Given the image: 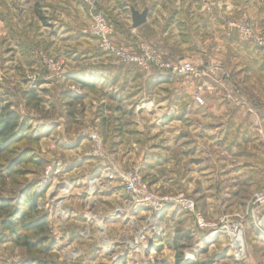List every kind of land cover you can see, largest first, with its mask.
Listing matches in <instances>:
<instances>
[{
    "label": "crops",
    "instance_id": "obj_1",
    "mask_svg": "<svg viewBox=\"0 0 264 264\" xmlns=\"http://www.w3.org/2000/svg\"><path fill=\"white\" fill-rule=\"evenodd\" d=\"M170 6L167 0L138 3L116 0L104 10V15L110 24L112 40L118 46L133 52L139 43H146L169 60L190 63L199 72L211 73L213 77L204 79L209 87L202 92L203 104L194 101L196 88L201 83L199 76L177 77L154 67L132 65L111 71L107 80L100 78L99 105L103 106L111 99L115 101L116 97L118 101H128L135 111L129 117L128 125L117 133L110 132L103 140L108 156L105 165L118 171L140 167L144 181L153 191L160 195L183 193L196 202L207 221L217 222L226 211L237 209L234 203H229L241 197L234 190V184L256 183L260 187L258 190L264 186V177L261 182L255 177L261 171V163L242 157L243 153L253 151L247 140L259 133L254 128L255 122L260 121V132L264 131V95H260L264 92V50L228 28L227 22L233 20L216 19L203 9L201 2H193L188 11ZM130 8L140 13L147 10L145 24L132 27ZM39 26L42 32L48 30L40 21ZM259 31L264 32V25ZM39 38L46 46H56V35L43 32ZM27 46L18 35L8 37L1 60L7 71L19 76L39 66L26 53ZM22 78H19L20 84ZM41 86L32 88L42 97ZM253 94L255 97L252 98ZM81 96L85 103L94 95L84 91ZM13 97L20 98L17 94ZM140 101L144 104L138 105ZM119 116L127 117L120 112ZM40 119L45 120V124L57 123L61 128L60 120L54 117ZM58 136L67 141V145H75L81 138L64 132ZM103 165L96 160L85 164L83 182L101 177ZM99 181L96 194L106 196L109 208L95 209L97 213L94 214H99L101 221H107L108 231L121 225L120 228L134 234L146 212L131 208L119 181L109 182L102 178ZM121 206H124L125 214L112 218L110 212ZM252 221L248 218L245 222L246 237L250 235L251 226L256 225ZM261 221L264 222V215ZM161 222L162 233L155 238L157 243L158 238L164 240L161 241L163 244L168 242L177 229L180 235L193 237L194 257L202 246L213 248L217 244L213 240L226 239L218 235L213 240H204L205 233L196 229L190 215L174 206L163 209ZM255 227V230L263 231L260 226ZM254 235L253 240L259 241L256 232ZM260 243L264 244V241L260 240ZM224 248L226 256L234 257L228 244Z\"/></svg>",
    "mask_w": 264,
    "mask_h": 264
},
{
    "label": "rangeland",
    "instance_id": "obj_2",
    "mask_svg": "<svg viewBox=\"0 0 264 264\" xmlns=\"http://www.w3.org/2000/svg\"><path fill=\"white\" fill-rule=\"evenodd\" d=\"M115 1L100 0L98 8L104 14V10ZM124 1L138 3L154 0ZM167 1L170 2V7L179 6L185 11L192 8L193 2H201L203 9L213 14V17L218 20L245 21L255 32L264 33L259 31V28L264 25V0ZM39 21L42 22V26L46 24L48 27V30L43 32L56 35L55 47L52 44L46 46L42 43L39 37L43 32L40 30L41 27H38ZM45 22H49L50 25ZM15 35L24 39L29 45L26 53L33 62L39 63V66L30 68L24 74H19L20 77L23 76L22 81L25 84L21 83L23 85L21 87L20 77L7 71L1 61L5 50L4 43L8 37ZM110 39L112 40L111 35ZM50 47H53L52 50H49ZM43 55L56 64V71L60 73L59 77H53V73L42 60ZM124 65L117 62L114 56L101 52L96 37L90 33V18L87 10L78 0H0V74L3 77V83L0 86V111L9 104L10 110L16 112L21 119L28 120L27 125L33 134L32 137L30 136V141L22 140L10 143V145H2L3 140L0 139V203L3 200L9 202L16 200L17 202L20 198H24L25 193L33 191L40 197L37 199L36 209L31 212V218L28 219L29 224H34L42 218L47 222L44 233L33 230L25 235L29 241L33 242L31 249L17 246L14 237L0 241V264H21L24 261H35L37 264H114L111 262L112 254L119 252L120 244L134 235L129 229L120 228L121 225L108 231L107 221H101L99 214H94L104 206L105 209L109 208L106 196L96 194L98 190L96 187H100L99 179L102 178L109 182L117 181L110 180L107 176L112 171L125 172L133 169L140 171L143 176L140 167L118 171L110 165H105L108 156L103 140L108 138L107 135L110 132L117 133L128 125L129 117L134 113L135 108L130 107L128 101L125 102L124 99L118 101L116 97L115 101L111 99L112 102H110L111 100L107 99L108 101L104 102L105 105L102 103L103 106H100L99 92L102 89L98 87V84L100 78L107 80L111 71L119 70ZM209 76L213 77L211 73H207V77ZM32 77L36 80L33 81ZM76 78H83L94 84L93 88H81L76 83ZM27 84L31 86V89L42 85L40 87L42 97L36 93V98L26 97L24 99L23 93L30 90ZM253 87L256 90L257 87ZM84 91L94 95L85 103L81 96ZM68 92L80 99V102L69 108L65 107L63 100V95ZM13 94L19 95L20 98L14 99ZM254 95L252 98L255 97ZM260 95L263 96L264 92ZM142 104L144 102L140 101L138 105ZM119 112L122 116L126 115V119L119 118ZM69 113L73 115L69 117ZM115 113L118 114L115 115ZM35 115L42 118L54 117L60 120L61 128L57 123L46 122L48 124H45V120ZM254 128L258 129L259 133L255 138L247 140L253 151L243 153L242 157L250 162L258 160L261 163V171L255 176L261 182L264 177V131L260 132L262 130L260 121L255 122ZM61 132L73 134L75 137L81 136V138L75 145H67V141L58 136ZM93 134L99 137L100 148L92 140ZM83 141L85 142L82 143ZM26 156H30L31 161H22ZM34 160L37 162L32 163ZM91 160L104 164L101 171L102 176L91 178L84 183L82 174L85 172V164ZM66 187L69 194L65 200H61L60 194L65 191ZM258 187L256 183L253 185L234 184V190L241 197L229 203H234L237 209L226 211L229 214L225 213L221 216L226 215L233 218L236 214L241 215L243 258L235 261L234 257L225 255L227 253L224 245L229 241L224 236L225 240L222 238L213 240L217 242L213 248L208 249L207 246H202L194 260L191 261L192 264H211L217 260H223L219 264H264V244L260 243V240L264 241V231L255 230V226L259 227L257 219L250 214L246 215L251 197ZM58 205L64 212V216L56 212ZM13 207L15 213L18 210L17 205L14 204ZM119 209H124V206L115 207L110 213ZM93 217L95 219L91 220ZM4 218L6 215L0 214V222ZM248 218L256 225L251 226L248 231L250 235L246 237L244 226ZM255 232L256 237L260 238L259 241L253 240ZM20 235L24 237V234ZM178 236H186L181 243L186 249L184 252L193 249L195 245L193 237L180 235L176 229L174 236L168 242L163 244L161 241L164 240L158 238L160 244L154 245L153 243L143 257L131 255L133 262L128 261L129 259H122L124 263L121 262L122 260L120 262L122 264H143L147 261L148 264H176L177 252L173 249V241ZM103 239L109 243L111 248H105ZM252 240L256 242L252 243ZM181 244L179 241L178 245ZM120 262L118 264H121Z\"/></svg>",
    "mask_w": 264,
    "mask_h": 264
},
{
    "label": "built area",
    "instance_id": "obj_3",
    "mask_svg": "<svg viewBox=\"0 0 264 264\" xmlns=\"http://www.w3.org/2000/svg\"><path fill=\"white\" fill-rule=\"evenodd\" d=\"M81 2L90 18V33L96 37L101 52L112 55L117 62L125 65L138 66L142 68L154 67L160 72L169 73L175 76H199L201 79L200 85L196 88L194 101L198 105L203 104L202 92L208 86V81L204 80L207 77L206 72H199L190 63L172 61L167 59L163 54L146 43H139L136 50L130 52L123 47L116 46L110 39L111 29L108 20L98 8L100 0H78ZM230 29L238 32L240 37L246 42L251 43L255 47L264 50V33L259 34L245 21L227 22ZM44 64L53 73V77H59L60 73L56 71V64L50 58L42 56ZM33 81L36 80L32 77ZM3 77L0 74V86H2ZM92 140L100 148L99 137L91 136ZM110 180L119 181L124 193L127 195L131 208L146 212L143 222L139 225L137 231L132 238L125 239L120 245L121 250L114 252L111 257V262L118 264L122 259H129L133 262L131 255L142 256L146 254L149 244L154 241L162 233L161 212L166 206H174L182 212L187 213L193 219L195 227L198 231L204 232V240H213L218 235L225 236L229 243L228 249L231 251L235 259L243 258L242 244V228L240 214L234 215L233 218L223 216L217 222L207 221L202 212L197 207L196 202L183 193L160 195L153 191L140 171L133 169L125 172H111L107 176ZM92 184V183H91ZM124 209L116 210L111 213L113 216H121L125 214ZM250 214L257 222H261L264 215V186L257 190L251 197L246 215ZM87 215V214H86ZM89 219V218H88ZM95 219L94 217L91 220ZM90 220V219H89ZM196 248L184 252L185 261H193ZM143 264H148L145 261Z\"/></svg>",
    "mask_w": 264,
    "mask_h": 264
},
{
    "label": "trees",
    "instance_id": "obj_4",
    "mask_svg": "<svg viewBox=\"0 0 264 264\" xmlns=\"http://www.w3.org/2000/svg\"><path fill=\"white\" fill-rule=\"evenodd\" d=\"M75 81L81 88L91 89L94 85L85 81L83 78H76ZM22 96L24 99H26V97H37L34 89L26 90ZM63 100L65 101V107L68 108L73 106L75 103L80 102L78 97L71 95L69 92L63 95ZM68 115L71 117L73 114L69 113ZM27 122L28 120L21 119L16 112L10 110L9 104L6 105L4 109L0 111V139L3 140L2 145H10V143L13 144L21 142L22 140L30 141V136L32 137L33 134L31 128L27 125ZM22 161H31V157L26 156L22 159ZM36 162V160L32 161V163ZM39 197L40 196L36 195L35 192L29 191L24 194V198H20L17 202L16 200L11 202L3 200V202L0 203V214L6 215V218L1 219L0 222V241H5L8 238L14 237V242L17 246H21L26 249L33 248V242L29 241L25 235L33 230L44 233L47 227V222L44 218L36 221L34 224H29L30 221H28V219L31 218V212L36 209V203ZM14 204H16L18 208L15 213V209L13 210ZM21 233L24 234V237L20 235ZM185 238L186 236H178L175 237L173 241V249L177 252L176 264H192L191 261L184 260L185 247L181 243L185 240ZM179 241L181 245H178ZM153 243L156 245L157 240L154 239ZM121 262L124 263L123 260ZM21 264L37 263L35 261H24Z\"/></svg>",
    "mask_w": 264,
    "mask_h": 264
},
{
    "label": "water",
    "instance_id": "obj_5",
    "mask_svg": "<svg viewBox=\"0 0 264 264\" xmlns=\"http://www.w3.org/2000/svg\"><path fill=\"white\" fill-rule=\"evenodd\" d=\"M130 14H131V22L133 28H138L145 24L146 18H147V10L145 9L141 13L134 10L133 8H130ZM153 246V241L150 242L149 248Z\"/></svg>",
    "mask_w": 264,
    "mask_h": 264
},
{
    "label": "bare ground",
    "instance_id": "obj_6",
    "mask_svg": "<svg viewBox=\"0 0 264 264\" xmlns=\"http://www.w3.org/2000/svg\"><path fill=\"white\" fill-rule=\"evenodd\" d=\"M97 187H98V186H97ZM97 187H96V188H97ZM64 189H65V191H63L62 194H60V195H61V196H60V199H61V200H65V199L67 198L68 194H69V191L67 190V187L64 188ZM60 208H61V207L58 205V206H57V211H56V212L59 213V214H62V215L64 216L65 214H64V212H62V211L60 210ZM258 225H259V226L263 229V231H264V222L261 221V222H259ZM98 234H99V233H98ZM100 236H101V235H100ZM103 242H104L103 244L105 245V248H107V249H108V248H111V247H109V243L106 242V240L103 239Z\"/></svg>",
    "mask_w": 264,
    "mask_h": 264
}]
</instances>
